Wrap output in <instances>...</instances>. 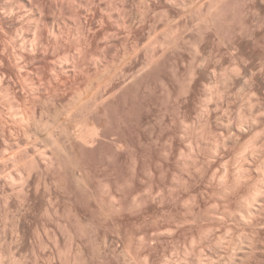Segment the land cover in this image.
<instances>
[{
    "label": "clouds",
    "instance_id": "obj_1",
    "mask_svg": "<svg viewBox=\"0 0 264 264\" xmlns=\"http://www.w3.org/2000/svg\"><path fill=\"white\" fill-rule=\"evenodd\" d=\"M0 264H264V0H0Z\"/></svg>",
    "mask_w": 264,
    "mask_h": 264
}]
</instances>
